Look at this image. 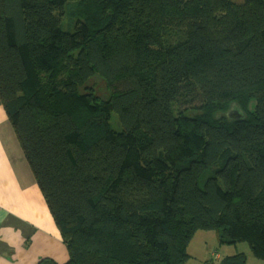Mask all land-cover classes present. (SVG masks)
<instances>
[{"label":"trees","instance_id":"16d2710c","mask_svg":"<svg viewBox=\"0 0 264 264\" xmlns=\"http://www.w3.org/2000/svg\"><path fill=\"white\" fill-rule=\"evenodd\" d=\"M84 1L0 0V104L65 264H187L198 231L264 261V0Z\"/></svg>","mask_w":264,"mask_h":264},{"label":"crops","instance_id":"0c3cea01","mask_svg":"<svg viewBox=\"0 0 264 264\" xmlns=\"http://www.w3.org/2000/svg\"><path fill=\"white\" fill-rule=\"evenodd\" d=\"M25 160L0 104V264H65L66 247Z\"/></svg>","mask_w":264,"mask_h":264},{"label":"rangeland","instance_id":"374dc122","mask_svg":"<svg viewBox=\"0 0 264 264\" xmlns=\"http://www.w3.org/2000/svg\"><path fill=\"white\" fill-rule=\"evenodd\" d=\"M90 2L84 1V5L88 6ZM91 87H95L98 89L100 95H103L106 91L104 82L98 78H91L90 80ZM238 107L237 104L231 105L230 108L223 114L227 115L231 111L233 107ZM254 107V101L250 100L248 102L249 110H252ZM241 112V111H239ZM222 114H218L217 117H220ZM243 115V114H242ZM110 126L113 131H120V125L117 120V116L115 114H111L110 118ZM26 161V160H25ZM232 255H225L226 253ZM237 253H243L246 258V264H264V261L255 259L250 251L249 246L244 243H238L236 245H225L220 244L215 232L212 231H198L193 236L187 247V254L189 255V259L187 264H219L220 261L227 257L233 256ZM217 255L220 257L216 259Z\"/></svg>","mask_w":264,"mask_h":264},{"label":"water","instance_id":"95a60500","mask_svg":"<svg viewBox=\"0 0 264 264\" xmlns=\"http://www.w3.org/2000/svg\"><path fill=\"white\" fill-rule=\"evenodd\" d=\"M227 118L231 120H240L243 118V115L238 110H235L233 107L229 113H227Z\"/></svg>","mask_w":264,"mask_h":264},{"label":"built area","instance_id":"2783aa9c","mask_svg":"<svg viewBox=\"0 0 264 264\" xmlns=\"http://www.w3.org/2000/svg\"><path fill=\"white\" fill-rule=\"evenodd\" d=\"M218 258V256L216 257V259Z\"/></svg>","mask_w":264,"mask_h":264}]
</instances>
